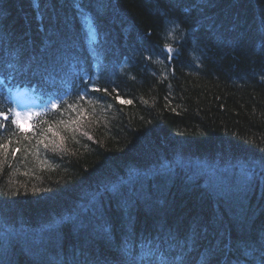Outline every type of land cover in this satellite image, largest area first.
Here are the masks:
<instances>
[{"label":"trees","instance_id":"16d2710c","mask_svg":"<svg viewBox=\"0 0 264 264\" xmlns=\"http://www.w3.org/2000/svg\"><path fill=\"white\" fill-rule=\"evenodd\" d=\"M8 72L43 95L99 82L0 131L2 264H168L197 224L186 264L259 249L264 0H0Z\"/></svg>","mask_w":264,"mask_h":264},{"label":"snow or ice","instance_id":"6c2138e0","mask_svg":"<svg viewBox=\"0 0 264 264\" xmlns=\"http://www.w3.org/2000/svg\"><path fill=\"white\" fill-rule=\"evenodd\" d=\"M79 7V5H77ZM171 51V49H164L162 50V54L167 58L168 52ZM117 100H120L121 103H131V101H124L120 98L119 95L116 96ZM53 108H56L57 105L53 104ZM39 115V114H37ZM32 119V114L30 112L21 113L20 111L12 108H2L0 109V131H6L9 129V127L23 131V128H21L22 123L29 122ZM0 139H4L0 137ZM11 145V138H6L4 143H0V151L6 152L8 147ZM13 155L18 149H13ZM200 225H196L192 229V237H191V244H188L187 242L180 245L182 255L175 257L173 260L169 261L168 264H175V260L179 259L186 264V257L189 256L192 252L196 250V236L199 234ZM172 239H175V236L171 237ZM248 248L250 250L241 251L239 247L235 249V251L239 254L236 256V264H241V258L244 260V264H264V240L261 241L259 249L253 247L252 245H249ZM256 251H259V257L255 255ZM232 256V249L229 248L228 252L223 251H217L214 249H209L207 254L201 255L199 260H197L196 264H232L231 260ZM223 257V259H221ZM141 259L144 257L141 256ZM163 257H161V261L163 262ZM2 264V262H0ZM81 264H88L87 257L81 262Z\"/></svg>","mask_w":264,"mask_h":264},{"label":"rangeland","instance_id":"374dc122","mask_svg":"<svg viewBox=\"0 0 264 264\" xmlns=\"http://www.w3.org/2000/svg\"><path fill=\"white\" fill-rule=\"evenodd\" d=\"M84 19L87 22V18H84ZM18 93H19V95H18ZM0 95L4 96V98H3L4 101H7L8 99H10V101L12 103V107H14V109L20 111L21 113L30 112L32 115L34 113H37V111L42 110L44 108H49L50 106H52L53 104L56 103V101L55 102H53V101L48 102L44 99L37 101L35 99L28 98L29 96L27 97L26 93L22 94L21 92H17V95L14 96L13 92L10 93L9 91H7V89H4V88H0ZM1 107L2 106L0 105V108ZM245 172H247V171H245ZM245 172H243V173H245ZM244 178H245L244 175H240V173L239 174L235 173V174L230 176V181L232 182V184L235 185L236 183H238V181L241 180L240 184L242 186H244V184H245Z\"/></svg>","mask_w":264,"mask_h":264},{"label":"bare ground","instance_id":"6f19581e","mask_svg":"<svg viewBox=\"0 0 264 264\" xmlns=\"http://www.w3.org/2000/svg\"><path fill=\"white\" fill-rule=\"evenodd\" d=\"M177 32H178V30H177ZM183 32L184 31H179V33L180 34H183ZM176 35V33L174 34V36ZM22 38H24V36L22 37ZM177 39V38H176ZM175 39V40H176ZM177 40H179V39H177ZM175 41V43L176 44H179V42L178 41ZM88 41H90V39H88ZM24 44L26 45V44H28V42H29V38L28 37H26V38H24ZM124 52V51H123ZM125 53V52H124ZM64 73V72H63ZM14 78H13V75L11 74V72H8V74H2V75H0V83H4V82H6V81H11V80H13ZM92 80H94V81H97V82H99V80L97 79V74H95V73H91V74H86V73H84V77L80 80V81H74V88L73 89H71V91L69 92V93H67V94H65L63 97H64V99H67V98H69V96H71V95H73V96H75V97H77V98H82L83 96L84 97H87V91H88V89L89 88H87L86 87V85H83L85 82H87V81H92ZM73 84V83H72ZM70 99V98H69ZM150 163V162H149ZM148 164V163H147ZM147 164H141V166L143 167L144 165H147ZM140 165V164H139ZM236 173V172H235ZM239 174V173H238ZM240 175H244L245 176V178L244 179H248V178H250V174H248V172H245V173H240ZM101 254H99L98 255V257L97 258H100L101 256H100Z\"/></svg>","mask_w":264,"mask_h":264}]
</instances>
